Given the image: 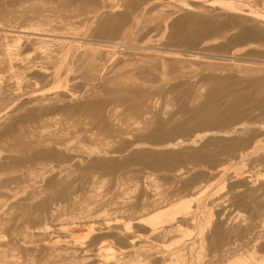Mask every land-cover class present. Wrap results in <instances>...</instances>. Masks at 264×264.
Here are the masks:
<instances>
[{
  "label": "rangeland",
  "instance_id": "obj_1",
  "mask_svg": "<svg viewBox=\"0 0 264 264\" xmlns=\"http://www.w3.org/2000/svg\"><path fill=\"white\" fill-rule=\"evenodd\" d=\"M262 13L0 0V264H262Z\"/></svg>",
  "mask_w": 264,
  "mask_h": 264
},
{
  "label": "bare ground",
  "instance_id": "obj_2",
  "mask_svg": "<svg viewBox=\"0 0 264 264\" xmlns=\"http://www.w3.org/2000/svg\"><path fill=\"white\" fill-rule=\"evenodd\" d=\"M199 1V0H198ZM215 1V0H214ZM46 2H48V1H46ZM227 2V1H226ZM229 2V1H228ZM239 2H240V0H239ZM206 3V2H205ZM222 3V2H221ZM220 3V4H221ZM238 3V2H237ZM168 4V3H167ZM226 4V3H225ZM245 4V3H244ZM243 4V5H244ZM56 5V4H55ZM189 5V4H188ZM227 5H228V3H227ZM226 5V6H227ZM202 6V5H201ZM219 6H221V5H219ZM230 6V5H229ZM246 6V5H245ZM31 7V6H30ZM225 7V6H224ZM249 7V6H248ZM94 8V7H93ZM232 8V7H231ZM252 9H254V7L253 8H251V11H252ZM200 10V9H199ZM234 10V9H233ZM249 10V9H248ZM237 11V10H236ZM257 11V10H256ZM262 11V10H261ZM96 12V11H95ZM235 12V11H234ZM250 12V11H249ZM259 12V11H258ZM258 12H255V14L257 13L258 14ZM194 13V12H193ZM251 13V12H250ZM253 13V12H252ZM54 14V13H53ZM68 14V13H67ZM73 14V13H72ZM87 14V13H86ZM256 14V15H257ZM264 13H262V15H263ZM260 15V14H259ZM262 15H260V16H262ZM55 16V15H54ZM90 16V15H89ZM89 16H87V17H89ZM92 18V17H91ZM90 18V19H91ZM180 18V17H179ZM220 18V17H219ZM222 18V17H221ZM241 18V17H240ZM254 18V17H253ZM262 18V17H261ZM117 19V18H116ZM121 19V18H120ZM123 20V19H122ZM125 20V19H124ZM131 20V19H130ZM260 20V19H259ZM220 21V20H219ZM133 22V21H132ZM142 23V22H141ZM162 23H164V22H162ZM97 24V23H96ZM171 24V23H170ZM80 25V24H79ZM114 25V24H113ZM112 25V26H113ZM225 26V25H224ZM98 28V27H97ZM106 28V27H105ZM117 28V27H116ZM118 28H119V26H118ZM170 31V30H169ZM86 32V31H85ZM102 32V31H101ZM166 32V31H165ZM237 32V31H236ZM105 33V32H104ZM244 36V35H243ZM85 41V40H84ZM55 43V42H54ZM81 43V42H80ZM85 44V43H84ZM103 45V44H102ZM124 45V44H123ZM254 45V44H253ZM59 47V46H58ZM124 48V47H123ZM172 49V48H171ZM64 51V50H63ZM83 51V50H82ZM139 51V50H138ZM152 51V50H151ZM174 51V50H173ZM178 51V50H177ZM56 52V51H55ZM158 52V51H157ZM169 52V51H168ZM109 53V52H108ZM171 53V52H170ZM175 54V53H174ZM62 55H64V54H62ZM61 55V56H62ZM161 55H163V54H161ZM217 55V54H216ZM82 56V55H81ZM173 56V55H172ZM96 57V56H95ZM177 57V56H176ZM235 57V56H234ZM64 58V57H63ZM82 58V57H81ZM239 58V57H238ZM187 59V58H186ZM198 59H199V57H198ZM201 59V58H200ZM205 60V59H204ZM203 61V60H202ZM168 63V62H167ZM111 64V63H110ZM83 68V67H82ZM230 68V67H229ZM131 69H132V67H131ZM82 70V69H81ZM222 70V69H221ZM238 70H240V69H238ZM244 71V70H243ZM239 73V72H238ZM254 73V72H253ZM167 74V73H166ZM138 75V74H137ZM61 78V77H60ZM66 80V79H65ZM129 83V82H128ZM260 83V82H259ZM261 84V83H260ZM36 85V84H35ZM65 85V84H64ZM125 85V84H124ZM124 85H122V86H124ZM33 86V85H32ZM121 87V86H120ZM126 87V86H125ZM118 88V87H117ZM123 90H124V88L123 87H121ZM128 88V87H127ZM262 89V88H261ZM65 90V89H64ZM125 90H127V89H125ZM124 90V91H125ZM131 90H133V89H131ZM56 91H58V90H56ZM46 92V91H45ZM50 92V91H49ZM72 92V91H71ZM120 92H122L121 90H120ZM127 92V91H126ZM130 92H132V91H130ZM126 93L127 94V96H129V94H131V93ZM138 92V91H137ZM36 93V92H35ZM145 94V93H144ZM177 94V93H176ZM93 95V94H92ZM91 95V96H92ZM119 96V95H118ZM117 96V97H118ZM127 96H125V97H127ZM19 97V96H18ZM59 97V96H58ZM116 97V98H117ZM119 97H121V96H119ZM118 97V98H119ZM183 97V96H182ZM146 98V97H145ZM123 99H124V97H123ZM147 99V98H146ZM145 99V100H146ZM23 100V99H22ZM117 101L119 100V99H116ZM115 100V101H116ZM121 100H122V98L119 100L120 102H121ZM127 100H128V97H127ZM129 100H131V97L129 96ZM140 100V102L142 103V100L141 99H139ZM123 101V100H122ZM132 101V100H131ZM131 101H130V103H131ZM144 101V100H143ZM147 101V100H146ZM151 101V104H152V100H148L147 101V104L146 105H148V102H150ZM14 102V101H13ZM120 102H117V103H120ZM124 102V101H123ZM123 102H121V103H123ZM194 102V101H193ZM137 103V102H136ZM138 104H139V102H138ZM144 104H145V102H144ZM150 104V103H149ZM15 105V104H14ZM125 105H127V104H125ZM137 105V104H136ZM139 106V105H138ZM149 106V105H148ZM12 107V106H11ZM152 106H150V108H151ZM138 109V108H137ZM147 109H149V108H147ZM146 109V110H147ZM210 109V108H209ZM9 110V109H8ZM205 110V109H204ZM138 111H139V109H138ZM143 111H145V109L143 108ZM149 111V110H148ZM151 111V110H150ZM210 111V110H209ZM208 111V112H209ZM120 112V111H119ZM207 112V111H206ZM1 113V112H0ZM137 113H139L140 114V112H137ZM146 113V112H145ZM145 113H144V115H145ZM70 114V113H69ZM65 115V114H64ZM80 115V114H79ZM136 115V114H135ZM141 115V114H140ZM144 115H143V117H144ZM155 115V114H154ZM86 116V115H85ZM139 117V116H138ZM155 117V116H154ZM172 117V116H171ZM137 118V117H136ZM142 118V117H141ZM145 118H146V116H145ZM145 118L143 119V121L145 120ZM139 119V118H138ZM137 119V120H138ZM152 119V118H151ZM151 119H149V121L151 120ZM68 120V119H67ZM128 120V119H127ZM153 121V120H152ZM144 122H146L147 123V121L145 120ZM151 122V121H150ZM70 123V122H69ZM116 123V122H115ZM141 123H142V121H141ZM146 123H144V124H146ZM149 123V122H148ZM147 123V124H148ZM146 124V125H147ZM139 125V124H138ZM151 125V124H150ZM150 125H148L149 127H152V126H150ZM69 126V125H68ZM170 126V125H169ZM168 126V127H169ZM157 128V127H156ZM231 128V127H230ZM37 130V129H36ZM153 130V129H152ZM157 130V129H156ZM225 131H227V130H225ZM152 132V131H151ZM217 134V133H216ZM25 135V134H24ZM21 141V140H20ZM194 144V143H193ZM244 146V145H243ZM260 147V146H259ZM146 148V147H145ZM261 148V147H260ZM147 149V148H146ZM148 151V150H147ZM2 153V152H1ZM107 153V152H106ZM109 154V153H108ZM254 156V155H253ZM5 157V156H4ZM93 157V156H92ZM91 157V158H92ZM134 157V156H133ZM225 158V157H224ZM92 160V159H91ZM132 165V164H131ZM180 169V168H179ZM185 174V173H184ZM227 174V173H226ZM231 174V173H230ZM261 178V177H260ZM248 181V180H247ZM150 184V183H149ZM36 185V184H35ZM2 188V187H1ZM35 188V187H34ZM176 188V187H175ZM91 190V189H90ZM2 191V190H1ZM25 192V191H24ZM223 192V191H222ZM39 193V192H38ZM78 193V192H77ZM207 194V193H206ZM209 195V194H208ZM224 196V195H223ZM195 197H196V195H195ZM13 198V197H12ZM215 198V197H214ZM196 199V198H195ZM227 203V202H226ZM175 204V203H174ZM63 205V204H62ZM221 205V204H220ZM224 205V204H223ZM195 206V205H194ZM209 206V205H208ZM181 207V205L180 206H176V208L175 209H178V208H180ZM264 207V206H263ZM4 208V207H3ZM11 208V207H10ZM175 209H169V210H165V211H161V212H158V213H156V214H154L153 216H151V217H149L148 218V221L149 222H152V223H156V222H158V221H160L163 217H169L170 215H171V213L175 210ZM158 210V209H157ZM26 211V210H25ZM1 212V211H0ZM155 212V211H154ZM188 212V211H187ZM189 213V212H188ZM72 214V213H71ZM142 215V214H141ZM78 216V215H77ZM176 218V217H175ZM120 220V219H119ZM125 221V220H124ZM235 222V221H234ZM101 224V223H100ZM119 224V223H118ZM121 224V223H120ZM103 225V224H102ZM105 225V224H104ZM197 225V224H196ZM106 226V225H105ZM57 228V227H56ZM74 228V227H73ZM76 228V227H75ZM198 229V228H197ZM97 230V229H96ZM73 231V230H72ZM198 231V230H197ZM84 232V231H83ZM92 232V231H91ZM184 233V232H183ZM195 234H197V232L195 233ZM172 235V234H171ZM72 236V235H71ZM151 236V235H150ZM8 237V236H7ZM194 237V236H193ZM201 238V237H200ZM138 239V238H137ZM194 239V238H193ZM188 240H190V239H188ZM236 240V239H235ZM52 241V240H51ZM55 241V240H54ZM178 244V243H177ZM197 245V244H196ZM154 246V245H153ZM65 248V247H64ZM78 249V248H77ZM147 250V249H146ZM176 250V249H175ZM181 250V249H180ZM101 252V251H100ZM178 252V251H177ZM240 252V251H239ZM168 253V252H167ZM174 253H175V251H174ZM239 254V253H238ZM103 255V254H102ZM108 255V254H107ZM79 256V255H78ZM88 257V256H87ZM250 262V261H249ZM262 264H264V260H263V263Z\"/></svg>",
  "mask_w": 264,
  "mask_h": 264
}]
</instances>
